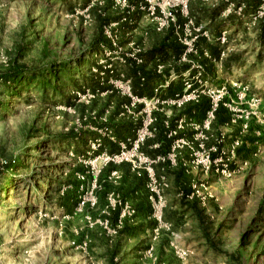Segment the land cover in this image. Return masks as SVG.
<instances>
[{
	"label": "rangeland",
	"instance_id": "1",
	"mask_svg": "<svg viewBox=\"0 0 264 264\" xmlns=\"http://www.w3.org/2000/svg\"><path fill=\"white\" fill-rule=\"evenodd\" d=\"M201 1L217 6L223 2L221 17L235 16L239 23L219 28L226 31L224 43L217 40L224 46L220 56L203 55L204 41L199 37L195 43L199 54H189L183 61L184 45L171 27L157 30L153 17L142 8L147 0H0V75L24 68L26 74L48 76L47 71L55 69L63 82L69 74L83 84L78 70L90 68L100 74L94 90L83 85L75 91L60 87L70 96L67 101L59 95L45 97L36 83L39 78L7 81L15 93L0 85V264H264V45L256 39L264 16L253 20L256 9L246 15L247 0ZM105 26L117 36L116 47ZM100 34L108 44L100 41ZM165 39L182 47L177 59L170 55L136 64L127 55L136 48L143 54ZM192 63L202 67L200 90L205 93L180 109L166 111L144 102L131 106L128 92L120 87L129 80L135 95L133 68L155 72L161 81L176 73L180 76L172 82L181 89L174 96L183 91L181 74ZM64 65L71 71L62 70ZM196 72L193 68L189 76ZM87 89L93 97H82ZM164 89L142 97H171L162 95ZM218 94L207 147L217 145L221 134L225 150L238 138L241 143L231 158L236 172L229 179L209 178L213 197L203 206L186 197L192 175L182 166L185 151L177 155L175 165L168 159L156 163V177L164 178L168 186L163 190V225L155 232L146 176L137 175L128 160L105 162L102 155L130 151L136 131L150 113V135L140 151L152 158L167 156L172 141L168 127L181 116L200 121L211 96ZM204 102L203 110L195 107ZM159 118L169 147L152 155L146 144L150 146L147 142L154 138ZM125 125L131 129L118 136ZM106 128L114 139L100 132ZM58 137L85 138L86 147L75 151ZM96 139L101 146L91 148ZM157 166L175 169L169 171L174 177L169 180ZM169 189L175 196L171 204ZM119 201L128 202L135 214L121 217ZM176 248L188 250L186 257H177Z\"/></svg>",
	"mask_w": 264,
	"mask_h": 264
},
{
	"label": "built area",
	"instance_id": "2",
	"mask_svg": "<svg viewBox=\"0 0 264 264\" xmlns=\"http://www.w3.org/2000/svg\"><path fill=\"white\" fill-rule=\"evenodd\" d=\"M148 5L142 8L148 11V15L152 16L157 25V30L161 31L169 27L172 28L177 39L184 45V50L181 56V60L185 61L189 54H199V50L195 43L199 37H208V34L201 26H196L193 18L189 14L188 5L190 0H147ZM241 9V8H239ZM264 16V0L261 1L256 8V12L253 14V20ZM125 19V18H124ZM109 26H105L107 36L111 39L114 47L117 46L116 35H113L109 30ZM219 42L224 43L226 40V31L221 30L217 39ZM141 50L139 48L133 49L132 52L127 54L136 64L143 63V57L141 56ZM205 56H209L208 53H203ZM162 66H158V72H160ZM197 70V74L189 76L192 69ZM201 65L192 63L191 68L181 74L183 77V91L171 97L161 98L154 96L150 100L142 97L139 98L131 93L129 80L124 84L120 82L123 89H125L129 97L131 98V106H134L136 102H144L145 106L152 104L154 106L161 107V110L170 111L172 108L180 109L189 102L199 101L204 90H200L202 83L200 76L202 74ZM180 75L176 73H170L164 77L159 86L155 89L157 92L159 88H166L172 81L177 79ZM199 82V86H195V83ZM78 96L80 92L76 93ZM93 92L90 89L82 92V97H93ZM220 100V94L211 96L210 105L206 111L204 117L200 121H194L186 116H181L174 121L172 127H168V138H172L170 151L167 156H156L154 158L146 155L140 151V146L143 144L147 136L150 135L149 125L152 122L150 113L148 118L143 121L142 126L136 131V135L132 140V147L130 151L122 150L120 153L115 154H103L102 159L105 162H121L124 159L131 162L132 170L141 176L144 174L147 178V187L150 190V200L152 201L153 217L157 222L155 232L163 225L162 220V208L164 206L163 190L168 186L164 178L160 180L156 177L154 171V165L160 161L170 160L174 165L176 164L177 155L185 151L187 158L182 162L184 171L192 175L191 179V192L186 195L188 199H197L203 206L209 202L213 197L212 191L209 186V178L216 176L219 178L229 179L232 178L236 170L231 168V158L235 156V151L240 145V140L237 138L232 141L227 150L220 146V143L224 140L223 134L220 135L217 145L212 148L207 147V141L209 140V131L212 123L215 119V112L218 108ZM125 109H128V105H124ZM152 107V108H153ZM148 111H152L149 110ZM237 118L231 120L232 123L236 122ZM247 124L243 123L241 130L245 131ZM103 134L108 135L111 139H114L112 130L105 129L100 131ZM189 132V135L185 133ZM101 146V140L96 139L91 143V148ZM216 155L214 156V153ZM119 205L122 206L121 217L132 216L135 214L134 208L128 203L123 204L119 201ZM188 250L183 248H176L175 254L179 258L186 257Z\"/></svg>",
	"mask_w": 264,
	"mask_h": 264
},
{
	"label": "trees",
	"instance_id": "3",
	"mask_svg": "<svg viewBox=\"0 0 264 264\" xmlns=\"http://www.w3.org/2000/svg\"><path fill=\"white\" fill-rule=\"evenodd\" d=\"M262 0H247L245 1V5H244V11L245 8L248 7V4H253L254 8L253 11L259 6V4L261 3ZM259 24L261 25V30L264 33V18H262L259 22ZM239 25V24H238ZM101 36V34H100ZM102 37V36H101ZM102 40H100L101 42H106V40L102 37ZM107 43V42H106ZM108 44V43H107ZM99 45L93 46L92 50L96 51L98 49ZM182 52V47L177 44L176 42H174L172 39H165L163 40L159 45L153 47L151 50L141 54V56L143 57V59L147 62V61H153L156 57H159L160 60H165L166 58H168L170 55L173 56V59H177L179 57V55ZM213 55H216V50L212 51ZM94 62H92L93 64ZM71 66H63L64 70L65 68H68V71H71ZM98 70L102 71L101 66H98ZM48 76L44 73V72H38L37 75H29L26 74L25 69L21 68L19 70H15L13 71L11 74H1L0 75V85H4L8 91L10 93H15L16 91L12 90V88H9L7 81L12 80L14 83H18L22 78L25 79L27 82L33 79H38L39 80L36 82L38 84V87L41 88V90L43 91V95L45 97H51V95H59L62 98V101H67V99L70 98V96L63 94V92L61 91L62 89H72V90H78L81 88V85L83 86H87L89 88H92L93 90L95 88H97V86L99 85V78H100V74L99 73H92L90 71V68L88 69V71L86 72H82L78 70L77 75H80L81 77V81L83 82V84H79L78 80L74 77L68 76L69 74H67L66 78L67 81H62L59 73L56 72V70L51 69L47 71ZM132 74V80H133V85H132V91L133 93L138 96V97H142L144 95H150L152 93V89L155 86V83H157V80L160 78V75L156 74L155 72L152 73V71L148 74L147 72H145L142 68H133L131 71ZM51 77V78H50ZM143 78V79H142ZM180 86H177L176 84H174L173 82H171L162 92L163 96H171L173 95L176 91L180 90ZM49 95V96H48ZM66 103H70V102H66ZM72 104V103H70ZM206 102L201 103V104H197L195 105L196 108H198L199 106H201V110H203L205 108ZM0 107H2V103H0ZM126 126H131V125H125L123 127H125V129H119V133L117 132L118 136L122 135L123 132H129V130L131 128H126ZM86 134H82V136H85ZM159 140H161L162 144H161V149L159 150L160 153H165L169 147V140L166 138L165 134L163 133L161 135V137L158 138ZM58 142H62L66 145V147H69L71 145L75 146V151H82L85 147H86V142L87 139L85 138H78L77 140L70 138V137H58L57 138ZM114 149V146L112 147ZM7 181V180H5ZM194 206L196 207V204L193 202Z\"/></svg>",
	"mask_w": 264,
	"mask_h": 264
},
{
	"label": "crops",
	"instance_id": "4",
	"mask_svg": "<svg viewBox=\"0 0 264 264\" xmlns=\"http://www.w3.org/2000/svg\"><path fill=\"white\" fill-rule=\"evenodd\" d=\"M205 1V0H204ZM200 3V4H199ZM225 8V5L223 2H221V4L214 5L212 3H209V1H206L205 3L202 2L201 0H192L190 2V6H189V14L190 16L193 18L194 22L196 24H198L199 26H203L204 30L207 32L208 37H201V40H203V44L200 47V52L201 53H208L209 55L212 56L213 52H212V48L213 46L215 47L216 50V54L218 56H220L221 51L224 50V46H222L218 41V37L220 35V27L222 24L225 23H230L231 25L233 24H237L239 23V19H237L235 16H231L229 18H222V10ZM254 5L253 4H248V7L245 8V14H249L253 11ZM238 27V26H236ZM257 41L260 42L261 46L264 45V33L261 30V25H259V29H258V35H257ZM214 44V45H213ZM210 60V59H209ZM143 79V78H142ZM161 83V79L159 78L157 80V83H155L154 88L152 89V93L150 95H153L155 89L158 87V83ZM133 85V82H132ZM199 111L196 110V113H198ZM193 113V112H192ZM187 114V113H186ZM162 116V115H161ZM190 117L194 116V115H189ZM159 122L156 124V134L154 136L153 139H151L150 141H148L147 143H150V146H147L146 144V150L147 153L150 154H156L159 153V150L161 149V140H159L158 138L161 137V135L164 132V125H163V121L161 118H159L158 120ZM168 168V167H167ZM175 170V169H174ZM171 169H164L163 166H157V171L160 173H168V179L170 180L172 177H174L173 174H171L169 171H174ZM165 171V172H164ZM175 197L174 193H172V190L169 189L167 192V198L170 200L169 204H171V199Z\"/></svg>",
	"mask_w": 264,
	"mask_h": 264
}]
</instances>
